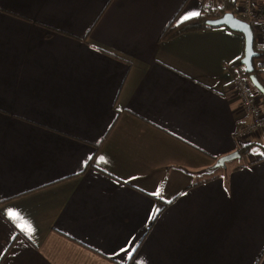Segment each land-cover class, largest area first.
Instances as JSON below:
<instances>
[{"label": "crops", "instance_id": "1", "mask_svg": "<svg viewBox=\"0 0 264 264\" xmlns=\"http://www.w3.org/2000/svg\"><path fill=\"white\" fill-rule=\"evenodd\" d=\"M209 2L0 0V264H264V131L236 135L228 67L243 39L159 40Z\"/></svg>", "mask_w": 264, "mask_h": 264}, {"label": "built area", "instance_id": "2", "mask_svg": "<svg viewBox=\"0 0 264 264\" xmlns=\"http://www.w3.org/2000/svg\"><path fill=\"white\" fill-rule=\"evenodd\" d=\"M222 2L223 0L218 1L211 9H222ZM234 10V16L250 25L257 43L264 47V0H236ZM256 67L262 70L264 64L257 63ZM232 83L240 107L236 135L244 139L264 131V113L254 96L249 79L237 75Z\"/></svg>", "mask_w": 264, "mask_h": 264}, {"label": "trees", "instance_id": "3", "mask_svg": "<svg viewBox=\"0 0 264 264\" xmlns=\"http://www.w3.org/2000/svg\"><path fill=\"white\" fill-rule=\"evenodd\" d=\"M222 5H223V7L220 10H217V9L212 10L211 8L207 9V8L203 7V10L201 9L199 16H196L194 18H191L189 20H186V21H183L180 23H174L173 21L169 22V24L165 27V29L160 34L159 40H168V39H172V38H174V37H176L182 33H185V32L208 28L210 26H207L205 24L206 20L218 18L226 12H231L233 15L235 14V10H234L235 1L223 0ZM251 30H252V28H251ZM252 34H253V45H252V47H253V50L258 54L257 58L252 59V66H253L252 74L257 79V81H259L258 80L259 79V73L261 70L257 69L255 61H259V62L264 63V47L260 46L257 43L256 38H255V33L253 30H252ZM241 57H242V55L238 59H236L234 62L229 64V66H228L233 78H235L237 75H241L243 77L248 78V74L245 73L243 66L239 63V60L241 59ZM260 105H261V108L264 112V94L261 96ZM259 146L261 147L260 153L262 154V159H264V144L259 145ZM249 147H252V144L245 145L242 149H240V153L242 155L247 153L250 150ZM214 171L215 170H211L208 172L207 175H209V177L207 179L214 177L213 176Z\"/></svg>", "mask_w": 264, "mask_h": 264}, {"label": "water", "instance_id": "4", "mask_svg": "<svg viewBox=\"0 0 264 264\" xmlns=\"http://www.w3.org/2000/svg\"><path fill=\"white\" fill-rule=\"evenodd\" d=\"M205 24L210 27H225L228 30L238 33L243 39V52L242 57L239 60V63L243 66L244 71L248 74V79L250 83L258 90L262 91V87L257 79L252 74L253 66L252 59L257 58V53L253 50V34L251 27L248 23L239 20L231 12H226L220 17L215 19L206 20ZM241 154L238 150H235L229 154L221 156L215 160L212 167L208 170L209 172L214 169L224 168L227 162H230L235 159H239Z\"/></svg>", "mask_w": 264, "mask_h": 264}, {"label": "snow or ice", "instance_id": "5", "mask_svg": "<svg viewBox=\"0 0 264 264\" xmlns=\"http://www.w3.org/2000/svg\"><path fill=\"white\" fill-rule=\"evenodd\" d=\"M200 13L199 12H196V11H193L191 12L190 14H187L183 17V20H187V19H190L192 17H195V16H199ZM102 159V158H101ZM158 194V193H157ZM7 215H9L10 218H12V212L9 211L8 213H6ZM122 251H127V249H123ZM132 251H135V248L132 249Z\"/></svg>", "mask_w": 264, "mask_h": 264}, {"label": "rangeland", "instance_id": "6", "mask_svg": "<svg viewBox=\"0 0 264 264\" xmlns=\"http://www.w3.org/2000/svg\"><path fill=\"white\" fill-rule=\"evenodd\" d=\"M218 1H220V0H210V2H209V5L211 6V8H214L215 6H216V3L218 2ZM257 63H259V62H256V64ZM238 100V99H237ZM262 110V109H261ZM263 111V110H262ZM248 138V137H247ZM238 150V149H237ZM239 153H240V151H239ZM244 156V155H243ZM238 159H235V160H232V161H230V162H227L226 164H227V166L229 167V166H232V164H236V163H238V161H237ZM231 163V164H230ZM221 170H218L217 172H220ZM223 172V171H222Z\"/></svg>", "mask_w": 264, "mask_h": 264}]
</instances>
